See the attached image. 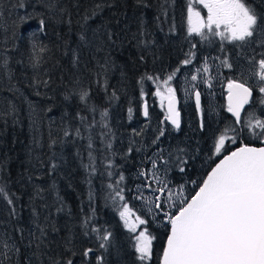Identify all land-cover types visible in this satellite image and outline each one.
<instances>
[{
    "label": "trees",
    "instance_id": "obj_1",
    "mask_svg": "<svg viewBox=\"0 0 264 264\" xmlns=\"http://www.w3.org/2000/svg\"><path fill=\"white\" fill-rule=\"evenodd\" d=\"M63 2L71 11L70 25L67 15L63 22L50 20L42 0H26L25 9L15 8V0H0L3 14L0 53L7 50L10 69L5 75L0 65V113L10 111L9 102L16 108L10 115L0 116V161L6 162L0 169V186L13 200V205H9L0 198V221L3 222L0 226L12 235L21 249L18 257L13 256L11 264H16L17 259L19 264H25L26 257L30 256L31 250L25 244L28 231L33 227V207L39 211L42 224L48 217L49 229L53 224L58 228V232L49 230L52 243L48 254L62 253L61 258L71 257L73 264H81L82 248L96 245L97 232H92V228L104 233H109L108 228L118 229L117 206L114 207L117 200L113 199L115 180L122 181V175L128 183L125 178L128 169L123 165L132 166L139 149L133 136V122L142 116V102L155 100L153 91L157 81L148 80L146 76L160 78L166 59L172 57L174 48L179 49L177 39L187 31L183 8L188 0H167V15L160 9L165 0H75L78 8L73 6L74 0ZM98 3L111 6L103 7L88 22L89 43L83 45L78 35L82 29L77 21L86 8ZM25 13L32 18L22 23L18 16ZM41 18L46 21L43 31L40 30ZM141 20L143 36L139 34ZM101 25L112 31L111 42ZM97 28L99 31L94 36L93 30ZM141 40L150 44L145 46L139 43ZM41 45L47 46L48 51L40 52ZM73 49L77 50L79 58L75 66ZM34 51L43 57L39 78L50 80L46 88L32 86L36 73L28 65ZM105 63L106 73L101 68ZM164 74L166 79L168 71ZM82 90L89 93L86 101L79 99ZM130 107L132 119H129ZM104 110L107 116H102ZM118 137L122 143L117 141ZM53 140L56 142L49 148ZM130 145L131 153L128 152ZM53 154L59 167L49 174V157ZM37 155L41 156L43 167L37 164ZM28 175L32 176L31 183ZM34 185L44 191L41 197L32 200ZM126 190L129 191L128 186ZM13 207L16 217L10 215ZM60 208L62 211H57ZM85 221L87 236L82 227ZM16 228L25 229L23 243ZM68 236L73 239L76 255L64 249L63 239Z\"/></svg>",
    "mask_w": 264,
    "mask_h": 264
},
{
    "label": "snow or ice",
    "instance_id": "obj_2",
    "mask_svg": "<svg viewBox=\"0 0 264 264\" xmlns=\"http://www.w3.org/2000/svg\"><path fill=\"white\" fill-rule=\"evenodd\" d=\"M139 2V0H137ZM196 3L202 5L207 10L206 19L201 16V12L197 11L194 7L192 0H188L187 4V31L189 34L196 33L203 38H207L204 33V29H207L209 33L215 36L221 37L222 40L230 42H241L243 45L251 46L253 43L258 45L261 49H264V12H257L256 8L247 2V0H196ZM43 7L46 10L47 16L50 20L60 19L63 22L65 15L68 17V24H71V11L68 5L63 0H42ZM74 7H79V4L74 0ZM106 6L103 3L93 5L90 9L86 8L81 19L77 21L80 24L82 31L78 34L79 40L83 45L89 43L86 35L88 22L99 14V11ZM15 8L25 9L26 0H15ZM161 13L167 15V0L160 6ZM41 16L44 14L41 13ZM3 14L0 13V17ZM32 18L27 13L23 16H18L20 22H26L27 19ZM46 21L40 19V30H45ZM16 27V21L13 20V28ZM105 29L108 40L111 42L113 33L107 29L106 25H101ZM222 29V30H221ZM170 31L173 29L170 28ZM99 31V28L93 30V35ZM141 36L145 35L143 20L140 23ZM139 43L148 46L149 41L141 40ZM240 44H238V47ZM194 47V46H193ZM35 50V45H33ZM40 52H47V46L41 45ZM254 51V49H253ZM73 65L79 63L77 50H72ZM192 55V53H189ZM262 57L258 61L255 60V56L249 57V62H254L258 65L257 71L254 73L258 77L260 83L259 93L264 94V51L260 52ZM144 57H141L143 60ZM191 61L185 59L182 64H189ZM43 63V57L33 52L29 56V65L36 75L33 76V87H47L50 80H43L39 78L40 66ZM223 64L227 68H232V64L228 62L227 58L223 61ZM0 65L3 67L5 75L10 71L9 69V57L7 50L0 53ZM103 72H107V64L101 65ZM179 69H177L178 71ZM203 71H208V66L205 63ZM176 75V71L172 72L163 81H159V77L146 76L148 80H156L157 87L154 93L159 97L161 105L167 101V116L166 120L170 121L171 125L175 129L181 128V116L177 109V90L171 86L170 82ZM11 79V77H9ZM142 80L145 77L141 78ZM193 81L197 79L196 75L191 77ZM207 83V81H205ZM14 88L15 85H12ZM228 106L227 111L232 113L235 117V124L241 123V110L246 104L249 103L250 98L253 96V88L246 85L244 82H240L235 79H229L228 81ZM163 88V90H161ZM11 90V89H9ZM36 95H40L36 92ZM144 93L141 90V97ZM89 93L86 90H82L79 93V99L86 101ZM115 96V92L113 93ZM196 111L200 113L201 109V93L195 92ZM259 103L264 105V95L259 99ZM8 113H0V116L10 115L16 111L14 105L9 102ZM132 108L128 109L129 119H132ZM142 115L144 117L149 116L148 106L145 103L143 106ZM102 116H107V110H104ZM15 122V121H14ZM106 126V125H105ZM247 127L252 136L260 139L262 146L255 147L250 146L247 143L241 142V146L235 148L234 151L224 155L222 159H219V163L215 164V167L211 168V171L207 173V176L202 179V182L193 180V184L198 185V190L195 191V195H192L190 199H183L178 204L173 202L171 207L175 208V212L164 211L162 207L161 197L155 198V208L163 213L165 220L167 221L168 231L166 233L167 239L163 247L162 257L160 264H264V119L252 118L246 122ZM204 124L201 121L200 129L203 130ZM259 129V131H256ZM159 135L152 140V144H156L160 136L164 135L163 129H158ZM228 131L235 132V128L226 127L224 131L214 140V146L212 149L213 155L221 154L222 151H227L225 147L226 139H230L226 133ZM80 130H76V134L79 135ZM140 132L133 130L135 135H140ZM65 136L68 135L66 131ZM56 141L53 140L49 144L51 148L52 144ZM39 145L38 141H34ZM235 143V139H233ZM91 147V145H89ZM111 148V144L108 145ZM133 151L132 146L128 148V152ZM140 151V149H137ZM177 162L179 164H186V160L179 159V156L184 154L183 149H177ZM158 156L160 160H163V154H154ZM172 153H169V157ZM90 159L91 153L89 154ZM37 164L43 167L44 162L41 156L35 157ZM48 173L51 174L56 171L59 165L55 162V154L49 157ZM31 163V150L30 160ZM153 165L154 172L156 169L157 160L152 159L150 161ZM167 163V161H164ZM5 161H0V169L4 168ZM111 165V161H109ZM85 167H88L85 165ZM94 170V169H93ZM181 172L185 171L184 167L180 168ZM146 173L141 172L140 175ZM111 175V173H109ZM39 178V177H37ZM121 180L124 177L121 175ZM158 179V177H157ZM27 180L31 183L32 176L28 175ZM167 188L165 183L163 187H160L158 191L163 193ZM44 189L39 185L33 187V197L30 199L35 200L36 197H41ZM179 191H183V186H179ZM123 200V196L120 195V191L115 194ZM0 198L7 201L9 205H13V200L6 193L5 188L0 186ZM169 200H173V195L169 193ZM46 207V206H45ZM151 211V209H149ZM62 211V208L57 209ZM10 215L16 217L17 213L13 207ZM120 218L124 221V227L129 229L130 232L136 233L139 226H144L143 230L139 231V234L134 237L135 252L138 260L141 264H146L152 258L153 240L155 237L148 231V221L142 219L136 215L135 219L131 217L134 215L132 209L123 204L122 210L119 213ZM45 223L40 222V213L36 207L32 208V229L28 231L27 243L25 247L31 250L30 256L26 257L25 264H73L71 257L67 259L61 258L63 254L58 256L49 255L51 251L49 245L52 241L49 239V230L51 232H58V228L53 224L49 229L47 223L48 217H45ZM3 222L0 221V225ZM84 228V235H89L87 228V221L82 224ZM16 232L20 233V242L23 243L25 237L23 235L25 229L16 228ZM92 232H98L96 228L91 229ZM111 233H105L102 236H98L99 248L107 250L110 246ZM64 249L67 252H71L72 255H76L73 249V239L71 236L63 239ZM21 249L12 235L7 232H0V264H11L13 256L18 257ZM93 249H85L82 253L84 257L89 256ZM97 264H104V257L98 256ZM16 264H19L17 259Z\"/></svg>",
    "mask_w": 264,
    "mask_h": 264
},
{
    "label": "rangeland",
    "instance_id": "obj_3",
    "mask_svg": "<svg viewBox=\"0 0 264 264\" xmlns=\"http://www.w3.org/2000/svg\"><path fill=\"white\" fill-rule=\"evenodd\" d=\"M247 2L252 4L256 8L257 12H264V0H247ZM261 2L263 4H261ZM192 3L196 10L201 12V16L206 19L207 10L204 9L202 5L197 4L196 0H192ZM187 4L188 3H186L183 8V24H185L186 29L188 28ZM204 33L207 38H203L201 35L196 33L189 34L188 31L185 33L184 31L181 37L177 39L179 49L174 48L172 50V57L166 59L160 76L161 78H159L160 81H163L165 78V71H168V75L176 71V75L173 77L170 84L177 90L176 94L178 95V93H180L181 96V98L177 97V109L178 105L185 106L187 109L189 108L187 111L193 115V120L196 116L192 105L193 94L197 91L201 93V98L207 102L206 108L204 110L210 112L209 101L211 99V94H214L217 86L221 85L225 81L228 84L229 79H231V77H229V68L224 66L220 60V56L217 54L219 51L223 53L222 61H224L226 58L228 60L229 58L228 62H232L234 76H236V78H245V80L249 82V84L254 88L255 93L264 95L259 93L260 83L258 81V77L254 75L258 69V65L254 62H249V57L252 56H255L256 61L262 58L259 53L256 54L253 51L255 47L251 46H257L258 49L256 52H262L264 50H261L260 47L254 43L253 45L248 46L243 45L241 42L222 40L221 37L209 33L207 29H204ZM238 44H240L239 47ZM211 50H213L215 53H212ZM189 53H192V55H189ZM224 53H229V57L225 56ZM185 59H189L191 62L187 65L182 64V61ZM197 60L200 61L193 63ZM205 63L208 66L207 72L203 71V66ZM211 66H214L215 68L212 72ZM177 69L179 70L177 71ZM193 75L197 76L195 81L191 79ZM205 81H207V83ZM156 87L153 93H155ZM161 90H163V88ZM155 97L157 98L156 103L158 107L157 109L160 112V116L157 115V110L153 108L147 118L145 117L142 120L141 116L139 119L137 118L133 122L136 132H140V130L143 129V132H141L140 135H135L133 133L134 139L138 143L140 149L137 155L139 156V154L144 153L145 150H147V153L143 157L136 156L132 162V168L128 170V175L130 177V187L128 184L126 185L129 187V191L125 193L118 186H116L115 189L113 188V195L116 194L117 191H120V195L124 198L123 200H121L119 197L115 198L117 203L114 204V207L117 206L118 219L121 228L128 231L131 237L138 235L139 231L143 230L144 226H139L136 233H132L129 231V229L124 227V221L119 215L123 204H127L132 209L134 213V215L131 217L132 220H134L135 216L138 215L142 219H146L149 222L147 227L151 235L165 237L168 227L167 224L165 227L164 223L160 224V220L164 216L160 210L155 208V198L160 196L164 211L171 210L174 213L176 209L171 207L172 203L175 202L178 204L183 199H186L188 195L193 192V188L195 187V184L192 183V178L187 181L181 175L176 176L175 180H173L172 177V172L177 170L180 171V166L182 165L177 162L178 157L176 150L178 148L184 150V154L180 155L179 159L185 160L186 154H188L191 150H194L196 147V142L193 138L194 134L189 135L186 133V127L189 125V122H183V120H181V128L175 129L171 125L170 121L166 120V101L163 105H161L159 97ZM190 109L191 111H189ZM214 110H216V106L212 102L211 111ZM180 116L182 119L181 112ZM160 125H162V128H164V135L160 136L156 144H152V140L159 135L157 130L160 129L158 128ZM153 132L155 138L150 139ZM226 135L228 136L227 133ZM217 137L218 136L215 138ZM117 141L122 143L121 137H118ZM212 141L213 139L211 140V146L209 145L211 149H213L214 146ZM158 153L163 154V160H160L158 156H154V154ZM169 153H172L171 157H169ZM152 159L157 160V170L155 172L153 170V165L150 162ZM164 161H167V163ZM141 172L146 174L140 175ZM165 183L167 184V188L163 193H161L158 191V189L163 187ZM179 186H183L182 192L179 191ZM190 189L193 190L190 192V194H186L190 191ZM170 192L173 195V200H169ZM149 209H151V211ZM0 232H4L1 226ZM104 234L105 233L102 230H99L97 232V237ZM134 244L135 240H132V246H134ZM94 247V245L88 246V248L91 249ZM112 252L114 253L116 251L112 250ZM134 255L135 252L132 254V256Z\"/></svg>",
    "mask_w": 264,
    "mask_h": 264
},
{
    "label": "flooded vegetation",
    "instance_id": "obj_4",
    "mask_svg": "<svg viewBox=\"0 0 264 264\" xmlns=\"http://www.w3.org/2000/svg\"><path fill=\"white\" fill-rule=\"evenodd\" d=\"M261 4H263L261 2ZM255 47L254 52L256 54L260 52H256L258 49L257 46H251ZM261 49V48H260ZM264 50V49H261ZM220 56V60L222 61V52L217 53ZM225 56L229 57V53L225 54ZM229 60V58H228ZM229 63L232 64V62L229 61ZM214 71L213 67H211V72ZM231 79L238 80L240 82L246 83V85L251 86L249 82L245 80V78H236L234 76V70L233 67L229 68ZM227 82L225 81L221 85L216 87V90L214 94H211V99L209 103L210 112L205 111L206 108V100L201 98V109L202 111L200 113H197L196 111V103L193 96V108L195 111V119L193 120V115L190 114V112L187 111V108L182 105H178V110L181 112L183 122L188 121L189 125L186 127V133L189 135L194 134L193 138L196 142V147L194 150H191L188 154H186V161L187 163L184 165H181V167L185 168L184 172L181 171H173L172 177L173 180H175L176 176L181 175L183 176L187 181L192 178L193 180H200L202 176L205 174V172L208 170V168L224 153L231 150L234 147L240 146L241 142L247 143L249 145H261L260 139L255 138L252 136L250 130L245 127L246 122L251 120L253 117L258 119H264V105H261L259 103V99L262 95H259L255 93V90L253 88V96L250 98L249 103L244 106V108L241 110V123L235 124V117L232 115V113H229L227 111L228 106V87ZM180 95V93H178ZM214 95V98H213ZM155 96V95H154ZM145 101V100H144ZM157 98L155 97V100H147L145 103L148 106L149 113L154 108L157 110V115L160 116V112L158 111L157 107ZM212 102L216 106V110L211 111V104ZM256 110H255V109ZM145 117L142 116V120ZM160 121V119H159ZM201 121L204 124L203 130L200 129V123ZM161 123V122H160ZM228 128H235L236 131L227 132L228 137L230 139H226L225 147L227 151H222L221 154L213 155L212 149H211V140L213 139V145L214 140L216 139V136H219L224 129ZM158 128L163 129L162 125H160ZM156 128V129H158ZM256 131H259V129H256ZM152 138H155L154 132L152 134ZM212 138V139H211ZM149 139V140H150ZM233 139H235V143H233ZM210 145V146H209ZM147 150L144 151V153L139 154L138 157H143L146 155ZM134 159V158H133ZM133 165V164H132ZM131 164L124 163L123 168L126 170H130L132 168ZM123 170V169H122ZM128 172H126L125 178H127V181L130 179V177L127 175ZM115 175L118 177L117 171L115 172ZM116 186L120 187L125 193L128 191L126 190V179H123L122 181L115 180ZM128 184V183H127ZM197 184H195L196 186ZM195 188V187H194ZM193 188V189H194ZM190 189V191L186 194H190V192L193 190ZM164 223V227L167 224V221L163 217L160 220V224ZM118 229H110L108 228L109 233H111L110 236V246L105 251L103 249L99 248L100 241L97 239V244L93 249V251L89 254L88 257H84L81 255V264H97V257L103 256L104 257V264H141V262L137 258V254L135 252L134 246L131 247L130 240L134 241V236L131 237L128 231L123 230L120 226V222L118 223ZM155 239L153 240V250H152V258L150 261H147L146 264H157L158 256L160 253V246L162 245L163 237L164 236H157L153 235ZM85 249H89L88 246L84 249L82 248V253ZM119 249H121L122 253H119ZM112 250H115L116 252H112ZM131 250V252H130ZM135 252V255L132 256V254Z\"/></svg>",
    "mask_w": 264,
    "mask_h": 264
},
{
    "label": "water",
    "instance_id": "obj_5",
    "mask_svg": "<svg viewBox=\"0 0 264 264\" xmlns=\"http://www.w3.org/2000/svg\"><path fill=\"white\" fill-rule=\"evenodd\" d=\"M227 98H228V95H227ZM194 100H195V94H194ZM166 104H167V101H166ZM143 106H144V103H142V105H141V110H142V111H143ZM166 113H167V111H166ZM240 146H241V145H240ZM240 146H237V147H240ZM250 146L259 147V146H262V145H250ZM237 147L232 148V150H229V151H228L227 153H225L224 155H227L229 152L234 151L235 148H237ZM224 155H222L219 159H222ZM219 159H218L217 161H215V162L209 167V169L207 170V172L205 173V175L203 176V178L207 176V173H208L209 171H211V168H212V167H215V164H216V163H219ZM203 178H202V179H203ZM200 182H202V180H201ZM196 190H198V185H197V187L194 189V191H193V192H192V193H191L186 199H190L192 195H195V191H196ZM167 231H168V229H167ZM166 239H167V235L165 236L164 241H163L162 246H161V249H160V256H159L158 264H160V259H161V257H162L163 247H164V244H165V242H166Z\"/></svg>",
    "mask_w": 264,
    "mask_h": 264
},
{
    "label": "bare ground",
    "instance_id": "obj_6",
    "mask_svg": "<svg viewBox=\"0 0 264 264\" xmlns=\"http://www.w3.org/2000/svg\"><path fill=\"white\" fill-rule=\"evenodd\" d=\"M161 78V77H160ZM139 119V118H138ZM142 119V118H141ZM132 185V184H131Z\"/></svg>",
    "mask_w": 264,
    "mask_h": 264
}]
</instances>
